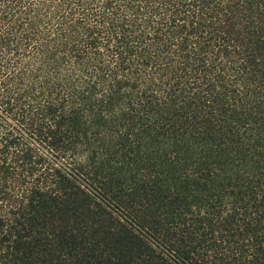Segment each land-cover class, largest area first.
Segmentation results:
<instances>
[{
  "label": "trees",
  "instance_id": "1",
  "mask_svg": "<svg viewBox=\"0 0 264 264\" xmlns=\"http://www.w3.org/2000/svg\"><path fill=\"white\" fill-rule=\"evenodd\" d=\"M0 264H264V0H0Z\"/></svg>",
  "mask_w": 264,
  "mask_h": 264
}]
</instances>
